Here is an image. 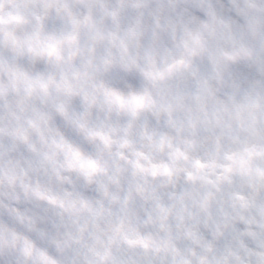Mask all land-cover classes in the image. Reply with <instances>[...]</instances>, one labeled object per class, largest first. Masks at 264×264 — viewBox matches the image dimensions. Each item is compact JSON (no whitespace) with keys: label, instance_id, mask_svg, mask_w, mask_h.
I'll list each match as a JSON object with an SVG mask.
<instances>
[{"label":"clouds","instance_id":"obj_1","mask_svg":"<svg viewBox=\"0 0 264 264\" xmlns=\"http://www.w3.org/2000/svg\"><path fill=\"white\" fill-rule=\"evenodd\" d=\"M0 264H264V0H0Z\"/></svg>","mask_w":264,"mask_h":264}]
</instances>
